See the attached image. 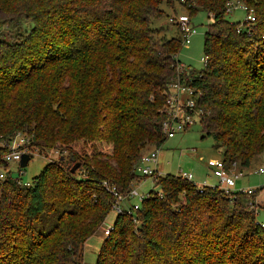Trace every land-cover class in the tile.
Instances as JSON below:
<instances>
[{"label":"trees","instance_id":"obj_1","mask_svg":"<svg viewBox=\"0 0 264 264\" xmlns=\"http://www.w3.org/2000/svg\"><path fill=\"white\" fill-rule=\"evenodd\" d=\"M227 1L0 0V24L32 22L0 38V143L19 131L58 153L30 186L0 180V264H83L114 201L104 184L126 194L141 180V154L166 141L162 109L176 79L200 89L202 137L226 169L264 153V0H239L251 22L226 18ZM164 5L210 16L201 70L178 69L180 36L151 25ZM155 182L160 193L116 215L95 264H264L253 197L171 173Z\"/></svg>","mask_w":264,"mask_h":264},{"label":"rangeland","instance_id":"obj_2","mask_svg":"<svg viewBox=\"0 0 264 264\" xmlns=\"http://www.w3.org/2000/svg\"><path fill=\"white\" fill-rule=\"evenodd\" d=\"M175 7L177 15H187L189 17L193 31L190 43L182 45L178 59L186 67L199 71L204 65L203 35L207 30L208 24L211 22V18L205 11L200 10L189 16L178 5ZM164 11L166 15L152 19L151 25L153 27H162L163 33L167 37H179L178 29L168 22V16L173 14L172 9L164 5ZM245 17L246 12L241 8H237L233 12L226 14V18L230 21H243ZM31 27L32 22L25 18H20L18 21L9 24H0V38H8L9 33L23 32ZM202 135L201 124L196 121L188 131L177 133L173 138L166 139L159 149V161L163 163L162 174L171 173L177 175L180 171L193 172L195 184H204V179L208 181L205 184H209L210 186L219 184V177L215 174L211 161L221 159V149L215 146V142L211 137H202ZM46 154H33L27 165L23 167V181H32V178L40 173L48 161L58 158L57 152L47 151ZM262 165H264V153L253 160L251 168L243 171L245 175L237 181L236 188L256 187L264 184V174L255 171V169ZM10 167L13 170L16 165L11 164ZM236 170H233V172ZM136 176L141 177V180L134 182V186L138 187L140 193L146 195L151 190L159 191L158 186L155 185V180L150 176L143 178L140 172H136ZM253 200L254 203L255 201L264 202V193H260ZM136 201H138L137 198L131 199V202ZM262 206L264 204H260L259 207L255 206L256 220L258 222H264V207ZM115 217L116 215L113 212H109L103 225L86 240L83 250V264H95L97 253L105 237L103 231L109 222H113Z\"/></svg>","mask_w":264,"mask_h":264},{"label":"built area","instance_id":"obj_3","mask_svg":"<svg viewBox=\"0 0 264 264\" xmlns=\"http://www.w3.org/2000/svg\"><path fill=\"white\" fill-rule=\"evenodd\" d=\"M237 8H241L246 12L244 20L250 22L254 21L255 17L253 10L239 0L227 1L225 11L226 13H231ZM168 22L176 26L178 29L182 44H189L193 31L188 16L171 15L168 17ZM177 68L185 70L186 72L191 69L182 63H179ZM201 95L200 89L189 85L185 81L176 79L167 84V89L165 91L166 97L164 107L162 109L165 114V118L161 122V132L166 139L173 138L177 133L186 132L196 121L200 122L202 107L199 105V99ZM28 143L29 138L19 131L16 132L9 141L0 143V146L5 148V152L0 157V180H3L10 175L19 184H23L25 186L31 185V181L22 180L24 170L20 167L21 157L23 154H27L29 157H32L33 154L42 155L43 153H41L37 148H31L28 146ZM159 149L160 148L156 147L146 149L141 154L140 160L134 167L135 173L140 172L142 176H150L153 180L164 175L161 170L156 167L159 159ZM11 164L16 165L15 169H11ZM211 166L215 169V174L219 177V184H217V186L226 194L231 196L234 193H238L245 195L248 198H254L260 195V193H264V184L256 187L236 188L237 181L245 174L243 172L244 170L238 168L235 163H232L231 167L226 169L223 160L219 159L213 162L211 161ZM237 168L238 170H236ZM233 170L236 171L233 172ZM255 171L264 174V165L259 166L255 169ZM177 176L186 179L187 181L194 182V177L191 172L180 171ZM135 181L136 180L131 182L130 188L126 194L118 192V190H116L113 186H109L106 183L104 184L106 190L111 193L114 198L110 212L117 215L126 210L128 214H131L133 211L138 209L141 201L147 194L145 195L138 191V187L134 186ZM196 185L202 187L206 184ZM132 198H137L138 201L131 202ZM255 204L260 205L264 204V202L255 201ZM112 229L113 222H109L103 231V235L107 236Z\"/></svg>","mask_w":264,"mask_h":264},{"label":"water","instance_id":"obj_4","mask_svg":"<svg viewBox=\"0 0 264 264\" xmlns=\"http://www.w3.org/2000/svg\"><path fill=\"white\" fill-rule=\"evenodd\" d=\"M29 155L27 154H23L21 157V161H20V167H25L29 161ZM62 159V157H61ZM71 160L73 161V159L71 158ZM80 167V163L79 162H74V164L72 165L70 171L71 173L75 172L78 168Z\"/></svg>","mask_w":264,"mask_h":264},{"label":"crops","instance_id":"obj_5","mask_svg":"<svg viewBox=\"0 0 264 264\" xmlns=\"http://www.w3.org/2000/svg\"><path fill=\"white\" fill-rule=\"evenodd\" d=\"M156 167L158 168V169H160V170H163V163H160V161H159V159H158V163H157V165H156ZM191 173H193V172H191ZM195 173V172H194ZM205 183H208V181L207 180H203ZM203 182V183H204ZM206 185H209V184H206Z\"/></svg>","mask_w":264,"mask_h":264}]
</instances>
